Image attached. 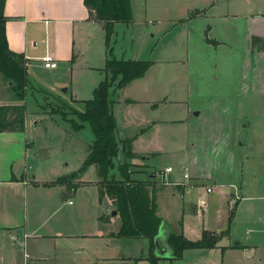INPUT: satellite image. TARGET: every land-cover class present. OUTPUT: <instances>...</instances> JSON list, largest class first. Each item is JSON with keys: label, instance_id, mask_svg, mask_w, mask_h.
<instances>
[{"label": "crops", "instance_id": "obj_1", "mask_svg": "<svg viewBox=\"0 0 264 264\" xmlns=\"http://www.w3.org/2000/svg\"><path fill=\"white\" fill-rule=\"evenodd\" d=\"M5 4V15L8 17L6 36L10 49L27 56L29 69L43 66V57L48 55L56 62L68 60L70 56L76 57V29L90 23L102 26L100 22L88 19L89 10L83 0H6ZM178 11L184 15L178 18L181 20L180 24L187 26L177 30L175 39L186 36L187 47L177 48V59L171 60L160 54L158 58L146 59L152 64L144 77L131 81L124 88L113 86L110 97L118 123L117 139H134L133 152L136 157L130 158L129 162L135 164L134 160L144 156L143 161L152 162L151 166L143 164L145 170L151 167L153 171H164L172 167L169 174L191 184L190 190L185 185L163 190L164 187H157L155 180L153 182L158 216L168 227V231L184 233L190 240H199L204 230L216 233L225 230L215 229V225L208 221L210 194L214 193V190L209 192L208 187L219 186L222 191L225 188L226 192L239 200L254 197H245L244 188L237 182L235 150L240 131L247 132L252 124L250 119L246 123L247 117L242 118V106H247L248 101L258 103L264 97V73L259 78L245 77V65L251 59L253 70L261 67L264 72V0H188L178 6ZM204 32L215 43L208 42ZM252 35L261 41L257 47L252 42ZM39 40L41 45L38 48ZM112 49L119 59L115 48ZM134 52L137 55L129 59L139 60L138 50ZM108 57L106 50L104 63L91 67L100 71L102 76V79L98 77L97 82L93 83V89L106 78L104 67ZM58 67L59 63L52 70ZM32 83L34 82L29 79L27 91ZM66 88V92L72 91L73 103L80 101L79 98H74L77 94H74L71 85ZM6 103H18L13 91L8 100L0 104ZM167 107L170 109L168 114ZM34 123L35 120L30 122L27 112L24 132H0V237L4 231L15 230L16 234H12L10 239L19 241L25 248L22 254L15 248L6 249L0 241V264H152L148 259L151 251L149 239L139 238L143 239L142 244L138 245L139 253L131 256L126 254L125 240L132 238L127 239L117 234L121 228V218L108 216L112 210L108 197L102 200L97 198L93 202L95 213L91 215L92 218L87 223H81L78 218L84 214L74 218L67 211L64 213L61 210V204L73 205L65 193L67 186L53 184L42 187L46 184L39 182L34 175L33 179L29 178V158L33 154L29 132L31 128H35ZM77 132L73 131L71 137H75ZM166 137H181V143L177 144L175 141L171 147ZM244 144L240 143L242 146ZM169 145V150L184 153L185 157L180 156L176 164L168 162L162 168H156L154 161L167 152ZM191 150L192 154L201 152L193 162L190 161ZM210 151L215 156L206 153ZM120 152L125 155L122 148ZM230 159L232 161L229 163ZM211 167L214 170L207 173L205 168ZM91 168L97 169L95 165ZM186 173H189L190 179L185 177ZM132 174L138 180L148 179L143 178L146 174L144 171ZM151 175L153 174H149L152 178ZM226 178L232 179L231 182ZM204 179L212 182L205 184ZM87 180L79 179L82 184L77 189L86 186L99 188L97 184L99 185L100 177L94 183L88 182L90 184H86ZM49 187H58L59 193L52 201V212H44L43 206L32 209L33 212L29 211L30 196L35 199L36 191ZM232 200L230 197V201ZM164 202L173 207L175 212L168 207L165 214L160 215L159 206H164ZM58 213H61L60 219L54 226L46 229L48 220ZM229 217L223 220L228 222ZM235 218L236 215L233 225ZM261 222L260 226L259 223L254 224L257 228H253V231L257 236H246L247 241L240 244L245 248L235 247L238 245H234L236 234L233 227L230 234L220 240L217 248L186 249L183 256L186 252H193V259L190 261L194 264H201L212 258L215 264H219L221 260L226 264L225 262L235 258L252 262L261 246L264 248V217ZM189 223L195 227V236L190 234ZM66 228L69 230L66 231ZM258 233L262 234L263 242L257 240ZM166 240L167 237L163 242H167ZM72 242L78 243L72 246ZM27 246L31 247L26 250ZM134 247H137L136 243ZM222 247L227 249L223 251ZM183 256L182 260L161 258L160 264L184 261ZM262 259L264 264V258Z\"/></svg>", "mask_w": 264, "mask_h": 264}, {"label": "rangeland", "instance_id": "obj_2", "mask_svg": "<svg viewBox=\"0 0 264 264\" xmlns=\"http://www.w3.org/2000/svg\"><path fill=\"white\" fill-rule=\"evenodd\" d=\"M186 2H188V0H132L133 21L115 24L114 33L112 34L111 46L115 48L114 50L117 57L126 60L137 55L134 51L138 50L139 60L158 58L159 54L171 60L177 59V57H179L177 48H186L188 44V38L186 36H180L179 39H175L177 30L180 27L184 28L187 26L181 25V20H178V18L184 17V15L178 11V6ZM204 33L205 37H210L208 33ZM104 34V30L99 24L90 23L78 27L75 31V53L77 56L74 58L70 56L68 60L57 62L59 63V67L56 70L48 69L44 67V65L39 68L30 67L29 69V61L27 63L28 69L31 72L30 79L34 83H32L33 85L31 84L32 86L29 85L25 102H23L27 107L30 122L35 120V128H31L29 132V140L33 142V154L29 158V164L31 165L29 178L33 179L34 175L36 177L35 179L46 184L42 187H47L50 186L48 184L56 183L61 176H72L77 173L78 176L74 182H77L81 178H87L86 184H90L88 182L94 183L97 178L99 179L97 169L90 167L84 172H79L95 138L90 123H86V126L79 130L75 137H71V133L74 130L72 123H70L68 119H77L75 113L77 109L85 111L86 106H84V100L92 99L95 89L92 88L93 83L97 82L99 78L102 79L100 71L93 70L91 67L101 66L104 63L107 50L105 44L106 36ZM39 35H41V33H39ZM251 37L252 42L254 38H257L255 35ZM40 40L38 48L41 45ZM260 42L261 41H259L258 44ZM132 49L134 50L132 51ZM248 52L249 49H247V53ZM251 62L252 59L245 65L246 79L254 78V76L256 78L262 77L264 73L262 68L260 67L253 70V67L250 65ZM10 85L7 78L1 74L0 101L5 102V100H8L12 93ZM67 85H71L74 94H77L74 98H79L80 101L73 103L71 101L72 91L68 93L61 89L67 87ZM256 101L258 100L256 99ZM251 103L252 101H248L247 106H242V118L247 117L246 123H248L250 119L252 124L247 132L245 130L240 131L238 145L235 150V153H237V174L235 176L237 182H240L244 188L243 194L245 197H250L251 195L254 197L239 200L235 195L232 196L230 193L226 192L227 190L225 188H223L224 191H222L219 186L209 187L214 190V193L210 194L211 208L208 212V221L212 225H215V229L225 228L226 230L229 228V219L228 222H225L223 219L228 218L229 215L231 216L233 213V216L236 215L234 220L235 225H233V218L231 220L230 229L232 230L234 227L233 231L236 234L235 241L241 240L244 243L247 241L245 240L246 236H257L253 231V228H257L254 227V224L259 223L258 225L260 226L262 223L261 218L264 217V97H261L258 103ZM169 110V107H167V114L170 113ZM166 139L169 140L171 147H173V143L177 141V144H180L182 138L177 137L176 139L166 137ZM241 142L245 143L244 146L240 145ZM170 145L167 152L159 155L154 161L157 164L156 168H162L168 162L176 164L180 156L184 155V153L178 151L173 152V149L169 150ZM192 151L193 150H191L192 156L190 157V161L193 162L197 160L201 152L196 151L195 154H192ZM206 153L215 156L214 152L210 151ZM124 157L125 156L120 152L112 172L113 175L121 177L118 171V165L130 161V158L128 160ZM183 157H185V155ZM219 157L223 160L221 155ZM143 158L144 156L138 159L136 158L137 160H134L136 163L133 164L130 169L138 173L144 171L146 173L145 176H143L144 179L148 178L150 173L156 174L158 176L155 179L157 187H164L165 189L163 188V190L174 189V186L181 187V185H185L186 189L190 190L191 184L189 182L185 183L182 180L180 181L176 176L171 175V173H164L163 175V171L159 169H154L153 171L151 167H149L150 170H145L143 164L151 166L152 162L148 160L145 162ZM232 159H230L229 163ZM226 160H229L228 156ZM205 169L208 170L206 171L207 173H210V170H214L212 167ZM226 179L229 180L228 182L232 180L230 178ZM203 181L205 184L207 182H212V180L208 179H204ZM60 184L67 186V183ZM97 186L99 187L98 184ZM234 191L235 190H233V193ZM65 193L67 197H70V201H72L73 205L61 204V210H63L64 213L67 211L69 213L68 215H73L74 218H78L81 214H84V216L78 218L81 223H87L88 220L90 221L92 218L91 215L95 213L93 202L97 198H100L99 188L86 186L77 189V191L67 188ZM58 194V187L39 189L36 191L35 199L30 196L28 210L33 212L37 207L40 209L43 206L44 212H52L54 207L52 201ZM241 196L242 194H240V197ZM230 197H232V201H230ZM168 207L173 210V207L164 202V206H159V214L164 215L165 209H169ZM108 209L110 210V207ZM111 209L108 216H111L113 210H115L113 204ZM173 211H171V213H173ZM60 215L61 213L52 216L45 226L46 229L54 226L56 221L60 219ZM116 216H119V214ZM190 227V234L195 236L194 225L190 224ZM65 230L68 231L69 229L66 228ZM12 234H16L15 230L2 232L0 237L1 243L6 249L15 248L17 249L16 251L23 254L25 252L24 246H21L18 243L19 241L11 240L10 237ZM262 237V234L258 233L259 239L257 240L263 242ZM131 238H127L131 240H125V243H127L126 254L128 256L139 253L140 249L138 245L143 242L141 241L143 239L136 237ZM77 243L78 242H72L71 245L76 246ZM134 243L137 244V247H134ZM219 243L220 242H218V244ZM47 245L52 247L50 243ZM30 247L27 246L26 250ZM154 250L155 247L152 249L153 254ZM191 253L193 252H186L184 256L182 254L184 261H173L172 264H194L190 261V259H193V254ZM262 258H264L263 246L258 250L256 259L252 262H247L244 259L240 260L239 258L237 260L235 258L225 263L263 264ZM212 260L214 261L212 258L201 264H215V261L212 262ZM170 262L171 261H168L167 263L170 264ZM219 264H223L222 260Z\"/></svg>", "mask_w": 264, "mask_h": 264}, {"label": "trees", "instance_id": "obj_3", "mask_svg": "<svg viewBox=\"0 0 264 264\" xmlns=\"http://www.w3.org/2000/svg\"><path fill=\"white\" fill-rule=\"evenodd\" d=\"M89 10V18L102 24L106 36L108 60L104 70L106 78L99 83L90 100L84 101L85 111H76L77 119H68L72 123L74 132L90 123L95 138L89 148L86 160L80 167L79 172L86 171L94 164L97 167V174L100 177L99 192L100 199L108 197L118 210L121 218V228L117 233L121 237L146 238L152 243V248L148 259L152 264H160L161 258L152 253L156 248L155 237L161 228L162 219L158 216V208L155 198L154 180L156 174L149 176L146 181L132 177L133 165L130 162H123L118 165L121 178L112 174L116 165L121 148L126 159L136 157L133 152L134 139L120 141L117 139L116 118L113 112V101L110 97L113 86L124 88L131 81L142 78L149 70L152 62L149 60H119L115 57L111 46V41L116 23L133 21L132 0H83ZM6 0H0V75H4L13 91L18 103L0 104V132L21 131L26 129L27 107L23 102L27 95V85L30 79V72L27 66L29 59L22 53L14 52L10 49L6 36V25L8 17L5 15ZM208 42H214L207 38ZM259 38L253 39V44L257 47ZM78 174V173H77ZM77 174L72 176H61L56 183H67L70 190H77L82 183L74 182ZM48 184V185H53ZM232 213L229 218V228L221 232L204 230L199 240H190L184 233H171L168 242L173 248V257L170 259L180 260L183 251L186 249H214L218 247V242L230 234ZM182 225V224H181ZM235 247L245 248L238 245ZM233 247V248H235ZM227 247H222L225 251Z\"/></svg>", "mask_w": 264, "mask_h": 264}, {"label": "water", "instance_id": "obj_4", "mask_svg": "<svg viewBox=\"0 0 264 264\" xmlns=\"http://www.w3.org/2000/svg\"><path fill=\"white\" fill-rule=\"evenodd\" d=\"M11 84V82H10ZM65 92L67 91V88L64 87L62 88ZM118 215V210L115 209L112 212L111 217ZM161 228L159 230V233L157 234V236L154 239V242L156 244V249H155V254L160 257V258H172L173 257V248L171 247L170 243L168 242V237L171 233L173 232H169L168 231V227L164 225V223L162 222L161 224ZM167 237V242H163V239H165ZM242 244L241 240H236L234 245H240Z\"/></svg>", "mask_w": 264, "mask_h": 264}, {"label": "built area", "instance_id": "obj_5", "mask_svg": "<svg viewBox=\"0 0 264 264\" xmlns=\"http://www.w3.org/2000/svg\"><path fill=\"white\" fill-rule=\"evenodd\" d=\"M43 61H44V66L47 67V68H51V69H54L57 67V62L51 57V56H45L43 57ZM172 171V167H168L166 168L162 174L164 175V173H169ZM185 177L187 179H190V175L189 173H186L185 174ZM209 192L213 191L211 188H207ZM27 236V234L25 235V237ZM12 239H15V236H12Z\"/></svg>", "mask_w": 264, "mask_h": 264}]
</instances>
